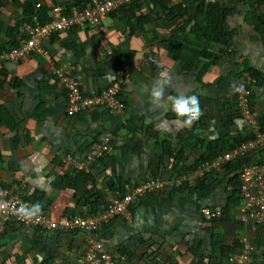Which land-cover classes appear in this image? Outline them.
<instances>
[{
    "label": "crops",
    "instance_id": "obj_1",
    "mask_svg": "<svg viewBox=\"0 0 264 264\" xmlns=\"http://www.w3.org/2000/svg\"><path fill=\"white\" fill-rule=\"evenodd\" d=\"M83 2L0 0V51L28 38L40 23V10L51 19L53 9L75 13ZM226 5L235 7L229 0ZM197 6L193 0L125 4L104 19V34L74 28L46 41L44 54L0 71V189L40 202L42 212L58 221L101 212L114 195L141 183L166 184L131 206L130 219L119 217L101 227L99 237L117 264H229L228 253L240 237L255 247L251 264H264V230L241 220L240 203L219 219L209 221L202 214L226 205V184L203 200L191 191L201 180L196 171L227 152L223 147L220 155L196 167L209 157L210 147L249 137L234 86L251 89L255 117L264 126V5L245 0L237 6L227 20L228 31L234 32L232 55L224 54L201 81L205 60L175 59L169 48L173 36L179 41L194 26L177 9ZM159 64L172 76L165 97L197 96L199 121L183 125L170 107L153 105L149 93ZM61 71L87 96L126 74L125 111L97 107L69 117L68 91L57 76ZM103 137L114 140L113 153L91 164L90 172L74 170L71 162L83 163ZM219 170L205 177L229 173L227 167ZM84 247L80 232L28 230L11 222L2 226L0 264H79Z\"/></svg>",
    "mask_w": 264,
    "mask_h": 264
},
{
    "label": "built area",
    "instance_id": "obj_2",
    "mask_svg": "<svg viewBox=\"0 0 264 264\" xmlns=\"http://www.w3.org/2000/svg\"><path fill=\"white\" fill-rule=\"evenodd\" d=\"M135 1L144 3L146 0H88L80 12L64 14L65 10L57 7L52 10L51 22L46 25L36 24L29 33L28 38L18 47L0 53V71L8 64L19 63L30 56L43 53L42 45L53 35L70 32L74 28H83L96 35L104 34V19L116 8ZM224 2L226 0H212ZM108 56L112 53L108 52ZM61 84L67 89L68 107L66 113L72 117L78 113L89 111L92 108L104 107L116 113L125 111V102L122 96V87L128 81L126 74L114 79L110 87L87 96L82 93L79 83L69 78L63 72H57ZM244 92L238 93V113L249 129V137L245 143L232 151L217 156L212 163L202 166L195 173V178L202 179L209 173L225 167L229 163H235L241 159H249L239 172L240 214L246 224H254L264 228V134L259 121L255 117L252 105V91L244 88ZM196 121H199L196 120ZM114 140L103 137L95 142L84 157L83 163L71 162L74 170L90 172V165L98 163L111 155L114 150ZM166 184L161 181H152L139 184L126 194H116L106 207L98 213L77 214L62 217L55 221L41 212L37 218L24 220L15 214V209L20 204L31 206L33 203L24 199L19 194H11L7 190L0 189V202H6V208L0 209V236L2 226L7 223H17L24 229L50 231V232H80L84 236V254L79 264H117L107 246L101 241L99 232L101 227L117 219L124 217L130 219V208L139 203L142 197L153 192L155 188L161 189ZM206 220L222 218L224 209L222 205L202 210ZM238 248L228 258L229 264H251L255 253L254 246L242 237L238 240Z\"/></svg>",
    "mask_w": 264,
    "mask_h": 264
},
{
    "label": "trees",
    "instance_id": "obj_3",
    "mask_svg": "<svg viewBox=\"0 0 264 264\" xmlns=\"http://www.w3.org/2000/svg\"><path fill=\"white\" fill-rule=\"evenodd\" d=\"M87 1L88 0H84V2L79 7V10H77L76 12H80L84 8V5L87 3ZM193 1H195L198 4L196 10H191V9L186 10L183 8L177 9L178 11L181 12L180 14L181 16L187 15L189 21L191 23L192 22L194 23L192 31L187 36H184V38H181L179 41L174 40L175 39L174 37L176 36H173L169 48H170V54L173 55L175 59H178L181 56H185L188 58L193 57L194 59L205 60V65L202 71L198 74V79L201 81L202 76L205 74V72L209 69L210 66L217 65L222 59V56L224 54L231 53L228 51V49L233 46L232 44L234 42V32L228 31L227 20L232 14H234L237 11V6L240 3H243L245 0H229L235 3L234 8L228 7L226 5L227 0L222 3L215 2L212 0L211 1L193 0ZM258 1L261 6L264 5V0H258ZM147 2L148 0H146L144 3ZM153 3L155 4V2ZM158 7L160 8L161 6ZM253 12L259 13L260 10L254 9ZM66 13L67 12H65L64 14ZM68 14H72V12ZM36 17L40 21L39 25L48 24L52 20V18L48 19L45 10L43 11L40 10ZM54 36L55 35H53L52 37ZM52 37H50V39ZM3 52L6 51H0V53ZM237 97H238V93H237ZM237 97H236V101H237V109H238ZM261 128H262V133L264 134V126L261 125ZM246 141L247 139H243V141L234 140L233 143H230L229 141L224 140L223 144L220 143L214 147H210L208 150L209 157L206 160L199 161V163L196 164V167L211 160L210 157L212 156V154L219 153L220 155L223 147L227 149V152L232 151L237 147L241 146ZM248 162H250L249 159H241L236 161L235 163H231V164L229 163L227 166V169H229V173H227L223 178H219V177L213 178L212 176L204 177L198 181L196 186L193 187L191 191L196 194L199 200H203L209 198L212 195V193H214L218 188L226 184V187L229 188V191L226 193L227 194L226 205L223 206L224 216H226L227 213L230 212L233 208H235L236 204L241 201L240 193L238 189L239 172L241 171L243 166ZM232 167L234 169L233 170L234 173H232L231 170ZM231 173L232 175H230ZM187 186L188 183H186L185 187ZM122 194L124 195L123 192ZM236 242L237 244H235L233 250L228 253L229 255L227 256V258H229V256L233 254L238 248L239 246L238 240ZM254 255L255 253L252 256V259H254Z\"/></svg>",
    "mask_w": 264,
    "mask_h": 264
},
{
    "label": "clouds",
    "instance_id": "obj_4",
    "mask_svg": "<svg viewBox=\"0 0 264 264\" xmlns=\"http://www.w3.org/2000/svg\"><path fill=\"white\" fill-rule=\"evenodd\" d=\"M158 67L161 68V71L158 73V78L153 83L149 93L153 105L156 107H170V110L175 113L183 125L190 126L202 115L199 98L195 95H168L165 97V90L171 85L172 76L163 64H159ZM111 78H114V76ZM233 90L237 93H242L245 90L244 85H236ZM227 166L228 164L225 167ZM6 206V202H0V209H4ZM42 208L43 205L40 202H36L31 206L22 203L15 209V214L24 220H31L40 215Z\"/></svg>",
    "mask_w": 264,
    "mask_h": 264
},
{
    "label": "rangeland",
    "instance_id": "obj_5",
    "mask_svg": "<svg viewBox=\"0 0 264 264\" xmlns=\"http://www.w3.org/2000/svg\"><path fill=\"white\" fill-rule=\"evenodd\" d=\"M220 170L219 169H217V171L216 172H214V173H218ZM213 173V172H212ZM209 174H211V173H209ZM219 176V175H218ZM217 176V177H218ZM219 178H221L220 176H219Z\"/></svg>",
    "mask_w": 264,
    "mask_h": 264
}]
</instances>
